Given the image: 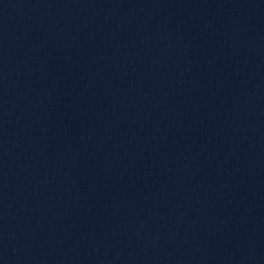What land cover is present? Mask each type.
I'll return each mask as SVG.
<instances>
[{
	"label": "water",
	"instance_id": "water-1",
	"mask_svg": "<svg viewBox=\"0 0 264 264\" xmlns=\"http://www.w3.org/2000/svg\"><path fill=\"white\" fill-rule=\"evenodd\" d=\"M0 264H264V0H0Z\"/></svg>",
	"mask_w": 264,
	"mask_h": 264
}]
</instances>
